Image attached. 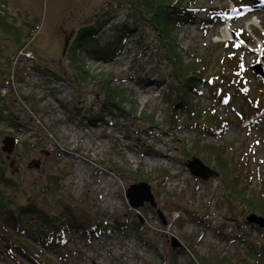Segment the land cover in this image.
Returning <instances> with one entry per match:
<instances>
[{
	"label": "rangeland",
	"instance_id": "rangeland-1",
	"mask_svg": "<svg viewBox=\"0 0 264 264\" xmlns=\"http://www.w3.org/2000/svg\"><path fill=\"white\" fill-rule=\"evenodd\" d=\"M181 4L177 45L186 64L202 58L210 71L192 98L218 124L205 112L197 119L174 111L171 66L125 0L121 8L116 0H8L24 35L28 24L39 31L22 50L0 29V162L20 186L19 202L37 200L54 212L67 202L101 225L91 238L68 233L59 254L37 248L46 263L243 264L247 243L264 244V229L247 224L248 216H264L234 205L223 175L192 154L197 143L224 148L232 163L248 162L253 187L264 182V79L251 69L259 63L264 70V0ZM96 20H108L104 40L125 25L137 31L115 62L79 53L91 78L112 76L133 100L127 112H107L100 126L89 121L102 109L100 87L92 79L75 84L70 51L78 31ZM6 137L16 140L10 157L1 150ZM194 157L219 177H193L185 164ZM140 182L150 185L155 206L131 208L126 192ZM238 234L247 242L234 244ZM0 264L38 263L0 246Z\"/></svg>",
	"mask_w": 264,
	"mask_h": 264
},
{
	"label": "trees",
	"instance_id": "trees-1",
	"mask_svg": "<svg viewBox=\"0 0 264 264\" xmlns=\"http://www.w3.org/2000/svg\"><path fill=\"white\" fill-rule=\"evenodd\" d=\"M116 1L121 8L123 0ZM125 1L137 25L134 24L131 27L125 25L121 29L117 28L118 35L115 34L114 38L104 40L100 36L105 32L104 27L108 24V20H96L92 25L85 26L78 31L70 49L72 62L78 71L74 74L75 84L92 79L98 82L100 87L102 109L89 120L91 124L100 126L106 113L112 112L114 109L127 112V103H133V100L127 90L120 85H115L112 76L102 75L91 78L90 74L84 70L85 62L79 53H84L86 58L95 62H115L126 46L127 40L137 33L135 25L146 26L155 33L164 59L171 66V76L178 92V99L173 103L174 111L177 113L188 111L189 117H197V119H201L205 112L210 121L218 124L217 117L210 114L209 111L199 109V106L196 107L192 98L198 79L208 80L207 73L210 71L207 70L202 58L197 59V63L186 64L180 46L177 45L176 30L184 15L183 11L186 10L182 7L181 0ZM7 6L8 0H0V29L12 37L19 48L23 50L38 33L39 27L23 21L24 24L31 26V30L24 35L25 32L22 31L25 30L23 28L21 30L15 22L11 21L20 20L21 16L15 17L10 14ZM239 61L237 62L239 63ZM211 82L213 83V81ZM212 87L214 88L215 85ZM224 150V148L214 145L197 143L195 146L193 145L192 154L202 156L206 164L214 166V169L223 175L225 189L228 191L230 199L234 201V205L239 204L248 212L264 216V182L262 185L253 187L251 181L256 178V175L252 173L248 162L245 159H235L232 163L224 155ZM5 170L3 163L0 162V246L5 248L7 253L10 251L12 253L20 252L38 264H50L46 263L37 248L43 247L47 251L59 254L62 247H65V236L68 233L91 238L100 231V223H92L78 217L77 212L73 211L67 202H64V208L60 212L52 211L49 207L38 203L37 200L28 199L26 202H19L17 189L20 186L6 174ZM6 189L11 191L8 192ZM247 224L252 228L256 226ZM238 227L240 228L239 225ZM258 229L260 230V228ZM103 232L106 236L108 235L106 231ZM242 235L238 234L231 240L236 245L244 244L247 241ZM243 252V264H264V244L247 243Z\"/></svg>",
	"mask_w": 264,
	"mask_h": 264
},
{
	"label": "water",
	"instance_id": "water-1",
	"mask_svg": "<svg viewBox=\"0 0 264 264\" xmlns=\"http://www.w3.org/2000/svg\"><path fill=\"white\" fill-rule=\"evenodd\" d=\"M252 72L261 76L264 79V70L259 63L254 64L252 67ZM16 147V140L14 138L6 137L3 141L2 152L6 153L9 157L13 154ZM185 166L189 169L193 177L198 179H203V181H208L212 178L219 177V173L209 168L200 159L194 157L187 161ZM126 197L129 199L131 208L139 209L143 208L146 202L154 205V199L151 194V187L146 182H140L139 184L132 185L126 192ZM247 222L256 225L260 229H264V218L258 215H251L247 217ZM173 249H180L182 247L181 243L177 239H172L171 244Z\"/></svg>",
	"mask_w": 264,
	"mask_h": 264
},
{
	"label": "bare ground",
	"instance_id": "bare-ground-1",
	"mask_svg": "<svg viewBox=\"0 0 264 264\" xmlns=\"http://www.w3.org/2000/svg\"><path fill=\"white\" fill-rule=\"evenodd\" d=\"M256 24V23H255ZM253 25V24H252ZM257 25V24H256ZM225 36L227 35V31L224 29V33Z\"/></svg>",
	"mask_w": 264,
	"mask_h": 264
}]
</instances>
